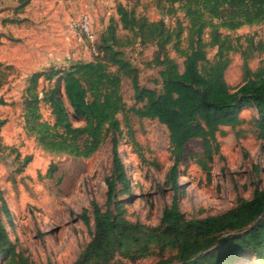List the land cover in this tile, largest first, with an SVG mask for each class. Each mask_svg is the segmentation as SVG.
<instances>
[{"label":"trees","instance_id":"obj_1","mask_svg":"<svg viewBox=\"0 0 264 264\" xmlns=\"http://www.w3.org/2000/svg\"><path fill=\"white\" fill-rule=\"evenodd\" d=\"M154 1L163 16L171 18L180 11L187 25L176 18L173 26L164 18L149 20L122 4L117 5L116 13L121 28L134 40L158 48L159 89L139 83L137 67L116 48L119 39L112 23L96 46L103 55L67 67L50 66L31 73L26 81L22 102L25 129L44 149L85 158L106 139L111 144L112 169L104 179L105 201L101 206L91 199L89 207L79 213L86 226L93 222V228L72 264H138L150 256L157 257L154 264H231L244 254H252L264 264V189L255 187L250 198L199 218L181 212L177 196L163 208L158 225L133 222L125 216L124 206L130 198L121 196L130 195V181L117 150L122 136L119 114L132 140L129 112L156 119L166 127L173 163L165 183L174 191L179 188L178 164L188 141L201 140V151L189 156L209 173V164L219 152L217 133L222 126L240 125L244 121L240 113L246 108L255 110L254 126L264 148V65L253 70L248 64L264 47L252 37L231 34L244 25L264 24V0ZM20 2L23 5L27 0ZM168 46L183 59L182 69L169 56ZM208 48H216L213 59L207 56ZM237 51L243 78L231 87L224 73L230 53ZM122 78L129 79L139 106L127 107L121 94ZM41 82L45 84L40 87ZM41 104L50 108L51 121L43 119ZM72 119L83 124L74 125ZM4 123L0 119V127ZM30 160L27 155L23 163ZM56 170V164L51 163L47 175ZM0 209L10 217L1 194ZM0 256L4 264H30L15 249L1 222Z\"/></svg>","mask_w":264,"mask_h":264},{"label":"rangeland","instance_id":"obj_2","mask_svg":"<svg viewBox=\"0 0 264 264\" xmlns=\"http://www.w3.org/2000/svg\"><path fill=\"white\" fill-rule=\"evenodd\" d=\"M118 4L143 15L149 20L164 18L173 26L179 19L187 21L178 11L174 17L163 16L154 0H0V194L9 210L7 217L0 209L3 224L15 249L30 264H72L90 238L93 222L86 226L78 217L83 208L94 199L103 206L105 177L111 173V144L106 139L97 151L88 157H73L50 152L38 144L34 135L25 129L23 98L28 76L50 66L67 67L77 61H90L103 55L91 43L79 38L71 23L82 14L90 17L96 34V46L108 24L115 25L120 49L138 69L139 83L149 88H160L154 44L140 45L132 35L121 28L116 13ZM249 36L264 47V24L244 25L231 33ZM185 36V34L183 35ZM243 46L246 43L241 39ZM168 54L182 69L183 59L171 46ZM216 48H208L213 59ZM225 70L226 83L234 87L242 82L240 52L229 55ZM251 69L264 65V49L248 61ZM45 84L40 83V87ZM39 87V88H40ZM121 94L127 107L136 104L128 78H122ZM45 120H52L50 108L41 104ZM133 140L121 114L122 136L117 150L130 181V198L125 204V216L155 226L160 223L162 210L178 197V207L187 217L217 214L239 199L251 197L255 187L264 189V148L257 138L254 126L255 110L246 108L244 119L237 127L222 126L217 133L219 152L209 164L210 171L202 170L189 154L202 149L200 139L185 145L186 154L178 164V191L165 183L173 163L169 152L168 131L156 119L127 114ZM74 125L83 121L72 119ZM18 154V156H17ZM31 160L23 163L25 156ZM51 163L57 170L47 175ZM157 257L138 260V264H154ZM0 264H4L0 256ZM231 264H260L252 254H244Z\"/></svg>","mask_w":264,"mask_h":264},{"label":"built area","instance_id":"obj_3","mask_svg":"<svg viewBox=\"0 0 264 264\" xmlns=\"http://www.w3.org/2000/svg\"><path fill=\"white\" fill-rule=\"evenodd\" d=\"M71 27L75 30L79 38H85L91 43L92 52H96V34L91 25L90 17L87 14H82L71 23Z\"/></svg>","mask_w":264,"mask_h":264}]
</instances>
